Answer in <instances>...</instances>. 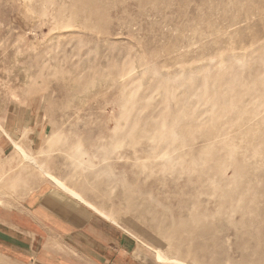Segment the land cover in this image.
<instances>
[{
    "label": "rangeland",
    "instance_id": "obj_1",
    "mask_svg": "<svg viewBox=\"0 0 264 264\" xmlns=\"http://www.w3.org/2000/svg\"><path fill=\"white\" fill-rule=\"evenodd\" d=\"M12 105L36 164L2 154ZM0 161V194L53 175L147 264H264V0H0Z\"/></svg>",
    "mask_w": 264,
    "mask_h": 264
},
{
    "label": "crops",
    "instance_id": "obj_2",
    "mask_svg": "<svg viewBox=\"0 0 264 264\" xmlns=\"http://www.w3.org/2000/svg\"><path fill=\"white\" fill-rule=\"evenodd\" d=\"M35 112L27 105L7 109L4 130L14 140L6 136L2 154L13 146L36 152L42 130ZM2 163L0 174L8 171ZM138 247L130 232L54 186L0 194V264H147Z\"/></svg>",
    "mask_w": 264,
    "mask_h": 264
},
{
    "label": "bare ground",
    "instance_id": "obj_3",
    "mask_svg": "<svg viewBox=\"0 0 264 264\" xmlns=\"http://www.w3.org/2000/svg\"><path fill=\"white\" fill-rule=\"evenodd\" d=\"M15 145V144H14ZM19 151L22 153L23 156H25L29 161H32L34 164H36L35 160L32 159V157L30 156V154H28V152H26V150H24L22 147L18 146ZM48 178L53 181V183H55L58 187H60L61 189H63L65 192H69L72 196H74L75 198H77V200H79L80 202H85V199L83 197H81L79 194H77L75 191H73L72 189H70L69 187H66L59 179H57L56 177H54L53 175H48ZM90 205V203H87ZM188 224V223H187ZM199 224V223H198ZM166 237V236H165ZM168 238V237H167ZM157 259L159 260V262L161 264H188L185 263L183 261H180L178 259H169L166 255H164L161 251H157Z\"/></svg>",
    "mask_w": 264,
    "mask_h": 264
}]
</instances>
